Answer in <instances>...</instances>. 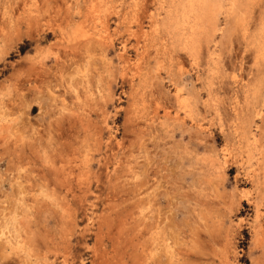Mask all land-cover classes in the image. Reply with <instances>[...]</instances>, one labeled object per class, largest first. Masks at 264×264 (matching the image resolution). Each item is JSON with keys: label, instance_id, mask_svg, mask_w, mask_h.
Segmentation results:
<instances>
[{"label": "rangeland", "instance_id": "rangeland-1", "mask_svg": "<svg viewBox=\"0 0 264 264\" xmlns=\"http://www.w3.org/2000/svg\"><path fill=\"white\" fill-rule=\"evenodd\" d=\"M217 1L0 0V264L264 262V0Z\"/></svg>", "mask_w": 264, "mask_h": 264}, {"label": "snow or ice", "instance_id": "snow-or-ice-1", "mask_svg": "<svg viewBox=\"0 0 264 264\" xmlns=\"http://www.w3.org/2000/svg\"><path fill=\"white\" fill-rule=\"evenodd\" d=\"M114 39H115V37H114ZM18 43H19L18 41H15V40L8 41L6 39L5 46L0 47V55H6L9 51L14 52ZM26 47H28L27 41L25 42L24 45L20 46L19 52L22 54L25 51ZM252 49L255 50L257 62L264 64V26H262V31H261V35H260V47H259V49H255V45L252 46ZM15 55L16 54L14 52L13 58H15ZM192 63L195 66L196 61L193 60ZM230 78L235 80V79H238L239 76L237 74V75L231 76ZM261 84L264 85V77H262V79H261ZM186 95H187V93L185 91L183 84L177 82L175 88L170 93V97L174 96L175 99L172 100L171 98H169V101H168V106L172 107L173 110L176 111L177 116H183L186 114L187 109L183 107V105L185 104ZM177 105H180V107H176ZM254 119H257L260 122H264V108H262L259 111V116L255 117ZM261 128H264V123H261ZM239 199L241 201H246L247 197L244 194H241ZM257 212L260 214L258 218L261 219L262 222H264V203H262L260 205V207L257 209ZM240 215H243V211H241ZM243 226L247 227V224L245 223ZM261 248H262V252H264V245H262ZM262 264H264V262H262Z\"/></svg>", "mask_w": 264, "mask_h": 264}, {"label": "bare ground", "instance_id": "bare-ground-1", "mask_svg": "<svg viewBox=\"0 0 264 264\" xmlns=\"http://www.w3.org/2000/svg\"><path fill=\"white\" fill-rule=\"evenodd\" d=\"M229 3L230 2H232V1H228ZM234 2V1H233ZM186 5H185V4ZM228 3V4H229ZM236 4V3H235ZM195 5H197V7H195ZM198 5L203 9V18H205L206 17V19H205V21H204V28H206V27H209V25L210 24H214V22H215V20H216V16H217V13H218V9H219V6H220V4H219V2L217 1V0H183V3H181V4H179V7L182 9V10H189V11H191V12H193V13H196V9L198 8ZM230 5H231V3H230ZM230 5H228V6H230ZM221 7V6H220ZM174 12H176V9H174ZM185 13V12H184ZM187 16V15H186ZM185 16V17H186ZM190 17V16H189ZM170 22H165L164 24L166 25V26H168V27H172V28H176L178 25L174 22V19H172V18H170V20H169ZM183 21V20H182ZM190 25V24H189ZM211 26V25H210ZM189 29V28H188ZM192 30V29H191ZM204 30V29H203ZM176 31V30H175ZM178 31V30H177ZM173 32V31H172ZM187 32H189V31H187ZM191 33H190V35H186V36H184L185 37V44L187 45V46H190L191 44H193V41H194V38H195V34L198 32L197 30H195L194 31V33L192 34V32L193 31H190ZM169 33H171V32H169ZM177 34H179V33H177ZM183 34V33H182ZM186 34V33H185ZM180 35V34H179ZM181 36H183V35H181ZM195 45V44H194ZM193 45V46H194ZM193 48V47H192ZM194 50V49H193ZM236 115H237V118H240V114H239V112H237L236 113ZM240 115V116H239ZM240 121H241V124H237V127H236V129L237 128H241V127H243V128H241L242 129V131L241 132H245L246 130H244L245 128H247L248 127V122L249 121H247V120H245V119H243V118H240ZM239 121V122H240ZM251 145V144H250ZM253 145H255L256 146V143H254ZM262 154H264V152L262 151ZM262 156V155H261ZM264 157V156H263ZM262 163H263V169H264V158H263V161H262ZM263 180H264V174H263ZM262 183V182H261ZM256 185V187L257 188H259L258 190H259V192L260 193H257V197H259V198H263L264 197V195H262L261 194V192L262 191H264L263 189H261L260 187H259V185H258V183L257 184H255ZM260 186H261V184H260ZM244 193V192H243ZM256 194V193H255ZM248 200V199H247ZM257 200V199H256ZM257 205V204H256ZM255 214H256V212H255ZM257 215V214H256ZM258 216V215H257ZM258 219V218H257ZM256 220V219H255Z\"/></svg>", "mask_w": 264, "mask_h": 264}, {"label": "clouds", "instance_id": "clouds-1", "mask_svg": "<svg viewBox=\"0 0 264 264\" xmlns=\"http://www.w3.org/2000/svg\"><path fill=\"white\" fill-rule=\"evenodd\" d=\"M145 4H147L148 0H143ZM261 89L264 90V85L261 84Z\"/></svg>", "mask_w": 264, "mask_h": 264}]
</instances>
